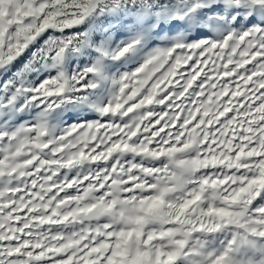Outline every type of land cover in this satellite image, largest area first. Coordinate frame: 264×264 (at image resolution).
I'll list each match as a JSON object with an SVG mask.
<instances>
[{
    "label": "snow or ice",
    "instance_id": "6c2138e0",
    "mask_svg": "<svg viewBox=\"0 0 264 264\" xmlns=\"http://www.w3.org/2000/svg\"><path fill=\"white\" fill-rule=\"evenodd\" d=\"M0 264H264V0H0Z\"/></svg>",
    "mask_w": 264,
    "mask_h": 264
}]
</instances>
